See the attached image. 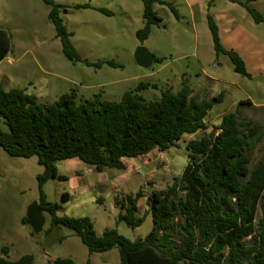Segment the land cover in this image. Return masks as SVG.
I'll return each mask as SVG.
<instances>
[{"label":"rangeland","instance_id":"obj_1","mask_svg":"<svg viewBox=\"0 0 264 264\" xmlns=\"http://www.w3.org/2000/svg\"><path fill=\"white\" fill-rule=\"evenodd\" d=\"M54 1L65 6L60 15L83 59L92 63L114 60L121 66L96 67L70 60L48 17L50 6L43 0H0V25L9 31L12 42L11 51L0 62V83L5 89H25L43 104H51L72 91L76 92L79 103L98 93L104 99L119 101L126 91L135 90L140 83L151 85L140 93L147 100H153L160 98L166 88L177 92L184 80L191 87L192 96L198 99H212L224 92L222 100L207 115L206 129L183 135L176 146L166 151L154 149L144 156L127 157L124 170L98 171L81 160L59 166V174L66 179L51 178L43 189L51 202L61 203L62 194H70L63 214L88 216L99 235L106 228H117L130 240L144 238L153 225L152 215L148 214V197L152 191L166 189L176 182L188 164L186 145L207 136L220 124L225 113L237 109L241 100L249 99L252 103L241 107V121H250L258 130L251 149L253 165L264 156V0L249 3L262 14L263 21L259 23L243 5L230 0H214L210 10L209 0L157 2L154 10L162 22L151 27L144 41L137 37L138 30L145 25L142 0ZM84 4L90 7H77ZM208 10L219 22L225 14L241 22L244 31L232 32L228 37L222 27V40L227 47L234 43L250 48L253 57L244 55V60L251 77L236 72L227 54L216 52ZM141 45L161 61H155L150 68L139 66L134 53ZM44 171L37 156H11L0 146V256H6L2 247L8 246L10 260L32 254L33 264H54L56 258H70L74 264L88 261L120 264L118 247L90 253L68 227L48 231L51 216L47 212L46 224L39 234H34L32 227L24 222L28 206L40 200L38 176ZM140 189L143 196L139 199L137 216H147L140 226L131 228L118 221L116 200Z\"/></svg>","mask_w":264,"mask_h":264},{"label":"trees","instance_id":"obj_2","mask_svg":"<svg viewBox=\"0 0 264 264\" xmlns=\"http://www.w3.org/2000/svg\"><path fill=\"white\" fill-rule=\"evenodd\" d=\"M43 1L50 6L48 17L70 60L96 67L121 66L114 60L92 63L83 59L60 15L65 6L54 0ZM142 1L145 25L138 30L137 37L144 41L151 27L162 22L154 4L168 3ZM230 1L243 5L256 22L263 21L262 14L249 4L255 0ZM213 6L214 0H209V10ZM99 10L112 14L105 8ZM207 18L216 52L227 54L236 72L251 77L241 55L222 43L213 15L208 13ZM11 49V34L0 25V62ZM157 61L161 59L156 57ZM149 86L140 83L135 90L126 91L119 101L104 99L98 93L79 103L72 91L51 104H43L25 89L7 90L0 83V146L11 156H37L44 167V173L38 176L39 204L51 216L48 231L68 227L90 253L118 247L120 264H264V156L253 165L251 149L258 130L250 121L240 119L241 107L252 104L249 99L241 100L235 111L225 113L207 136L186 145L188 164L182 175L171 186L153 190L148 197L153 225L144 238L130 240L117 228H106L99 235L88 216L63 214L64 204L70 198L67 192L62 194L61 203L48 200L44 183L51 178L66 179L58 173V162L78 158L98 171L124 170L125 158L147 155L154 149L166 151L176 146L183 135L206 129L209 111L224 95L220 92L212 99L195 98L184 80L177 92L166 88L160 98L147 100L140 91ZM142 196L140 189L117 198L119 222L136 228L145 221L147 215L137 216ZM2 252L6 256H0V264L35 261L32 254L10 260L8 246H3ZM53 263L74 261L56 258Z\"/></svg>","mask_w":264,"mask_h":264},{"label":"water","instance_id":"obj_3","mask_svg":"<svg viewBox=\"0 0 264 264\" xmlns=\"http://www.w3.org/2000/svg\"><path fill=\"white\" fill-rule=\"evenodd\" d=\"M137 64L143 68H150L156 61V56L143 45L138 46L134 53ZM62 161L58 162L61 164ZM45 211L41 208L39 201L31 203L26 212L25 222L32 227L34 234H39L43 231L46 224Z\"/></svg>","mask_w":264,"mask_h":264},{"label":"crops","instance_id":"obj_4","mask_svg":"<svg viewBox=\"0 0 264 264\" xmlns=\"http://www.w3.org/2000/svg\"><path fill=\"white\" fill-rule=\"evenodd\" d=\"M208 13H210L209 12V10H208ZM213 15V14H212ZM213 17H214V19H215V21H216V23H217V25H218V27H219V33H220V37H221V40H222V27L224 28V33H225V35L228 37V35L230 34V33H232V32H234L235 34H238V33H241V32H243L244 31V29H243V26H242V24H241V22H239L233 15H231V14H225V15H223L220 19V22H222V24L219 22V20L213 15ZM222 43H223V40H222ZM224 44V43H223ZM230 44V47H227V46H225L227 49H234V50H236L240 55H241V57L244 59V55H246L247 57H249L250 59L253 57V54H252V52H251V50H250V48L249 47H243V48H241V46L240 45H236V44H234V43H229ZM232 46H234V47H232ZM5 59V58H4ZM245 61V60H244ZM245 63H246V61H245ZM246 66H247V69H248V65H247V63H246ZM248 71H249V69H248ZM250 72V71H249ZM251 73V72H250ZM192 90V89H191ZM149 154V153H148ZM144 156V155H143ZM73 160H77L76 162H79V159L78 158H71V159H68V160H65V161H62V163L61 164H57V168H58V173H60V171H59V166H61V165H63L64 163H66V162H69V161H73ZM125 160V159H124ZM124 163H125V161H124ZM92 168H95V167H93L92 166ZM76 173H78V172H76ZM79 174V173H78ZM78 174H76V175H78ZM59 175H61V174H59ZM70 195V194H69ZM71 197V196H70ZM69 200H70V198H69ZM68 200V201H69ZM67 201V202H68ZM67 202H65V203H67ZM65 205V204H64Z\"/></svg>","mask_w":264,"mask_h":264}]
</instances>
